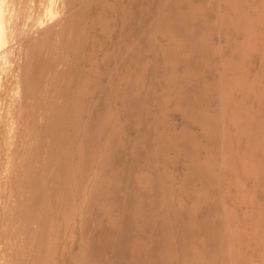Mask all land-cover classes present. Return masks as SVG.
Returning a JSON list of instances; mask_svg holds the SVG:
<instances>
[{
    "label": "bare ground",
    "instance_id": "6f19581e",
    "mask_svg": "<svg viewBox=\"0 0 264 264\" xmlns=\"http://www.w3.org/2000/svg\"><path fill=\"white\" fill-rule=\"evenodd\" d=\"M0 90L18 264H264V0H0Z\"/></svg>",
    "mask_w": 264,
    "mask_h": 264
},
{
    "label": "rangeland",
    "instance_id": "374dc122",
    "mask_svg": "<svg viewBox=\"0 0 264 264\" xmlns=\"http://www.w3.org/2000/svg\"><path fill=\"white\" fill-rule=\"evenodd\" d=\"M0 91H1V90H0ZM2 97H3V96L0 97V98H1V99H0V105H2V102L4 101ZM15 101H16V97H15V93H13V94H11V96L9 97V99L6 101V103H4V104L1 106V108H2L3 110H6V112H9V114L12 116V115L14 114V112H15V110L13 109V106H14ZM46 118H47V117H46ZM46 118H44V119H46ZM47 120H48V119H47ZM47 120H46V121H47ZM168 125L174 126V128H175L177 131H180V130L182 129L183 125H184V121L182 120V118H181L179 115H177V114H171V115H170V118H169ZM14 129H15V127H14V125H13V126L10 128V134H9V140L12 141L13 143H14V136H13ZM46 139H48V138L45 137L44 140H46ZM203 140H204V138H203L202 136H199V137H198V140H197V143H199L200 146H202V144H203ZM34 143H36V144L38 143V146H37L36 144H34ZM34 143H33V144H34V147H31V146H33V144L30 145L29 147H27V148L29 149V151H28L27 148H25V152L28 151V152H27L28 154H26L25 152H23V153H25V154H24L25 156H26V155H27V156L29 155L28 160L30 159V160L32 161V159H31L30 156H32V155L36 152V154H34V155L32 156V158L35 156L34 158H35L36 160H34V158H33V161H35V163L33 162V163H34V164L32 163L33 165L30 164V167H32V170L34 169V171H33L34 174H36L35 172H37L36 175H37V177H38V174H39L40 172H42V173H40L39 175H41V174L43 175V174H44V171H45L44 166H45V164H46V162H44V161H46V159H44V158H46V157H44L43 160H42L43 165L41 166L42 163L39 162L40 165L37 163V164H38V167H37L36 162H38V161L40 160V159H39L40 157H37V155H38V156L41 155V158H42L43 156H47V151H48L47 148H48V146L45 147V146H43V145H40V144H41L40 141H39V142L36 141V142H34ZM39 143H40V144H39ZM35 145H36V146H35ZM0 147H1V148H0V153H1V155H0V159H1V160H0V169L2 170V168H4L5 165H6V163H5V159H4V157H3L4 154H5V150H4L5 148H4L3 146H0ZM2 147H3V148H2ZM25 147H26V146H25ZM1 149H3L4 151L2 150V152H1ZM17 149H19V147H17ZM20 149H22V148L20 147ZM46 150H47V151H46ZM31 151H33V152H31ZM34 151H35V152H34ZM3 152H4V153H3ZM29 152H30V154H29ZM23 153L20 154V155H18V156H19V157H20V156L23 157V156H24ZM32 153H33V154H32ZM31 154H32V155H31ZM10 155H11V154H10ZM25 156H24V158H25ZM21 157H20V158H21ZM2 158H3V159H2ZM16 160H18V158H17ZM19 160H20V159H19ZM19 160H18V161H19ZM22 160H23V158H22ZM22 160H21V161H22ZM28 160H27V161H28ZM30 160H29V161H30ZM29 161H28V162H29ZM31 161H30V162H31ZM30 162H29V163H30ZM35 164H36V165H35ZM39 166H41V167L39 168ZM35 168H36V169H35ZM37 168L42 169V170L39 171V169H37ZM180 168H181V167H180ZM180 168L178 169V167H176L175 169H177V171H180ZM43 169H44V170H43ZM38 171H39V173H38ZM39 178H40V177H39ZM20 182H22V183H19V182L15 183V185L17 184V185H16L17 189H16L15 185L12 186L13 189L10 188V187H11V184L9 185V183H8V184L5 185V186H6L5 189H7V190H6V195L4 196V195L2 194V195H1L2 197H0V198H1V202H0V205H1V206H0V211L2 212V214H3V213L6 214L7 211H10V214H12L11 212L14 211V213H15L16 215H14V213H13V215H14V216H18L17 219H16L14 216H12L13 218H12V217H10V218H11L12 220H13L14 218H15L14 220H18V218H19V219H21V220H20L21 222L19 221V223H17V224H19V225H17L16 222H18V221H16V222H15V221H13V222L10 221L9 224H8L9 226L6 225V224H7L6 221H8V220L10 219V218L7 217V216H11V215L7 212L9 215H7V214H6L7 216H6L5 214L3 215L4 218H5V216H6V218H5L6 221H5V219L3 220L2 227H0V234H1V232L4 231V228H5L6 226H8V227H6L5 229H8V228L10 227V225H11L10 223H13L12 226H15V225H16V227L18 226V227H17L18 229L21 228V230H22V231H21V235L23 234V237L25 238V237L28 235L27 232L25 231L26 228H24V227H26V225L23 226V225H20V224H24V222H25V220H26V219H25L26 216H27V214L25 213L26 211L23 209L24 212H22V208L20 209V207H18V208L16 209V212H15V210H13L12 207H13V205H15L14 203H16V200H17V203L20 202V201H21V203H22V202L24 201V198H25V199L27 198V196H28V195H27V194H28L27 192H29V194H30V192H31V190H30L31 187H30V186L28 187V184H27V183H26L27 185L25 184V181H24L23 178H22V180H20ZM23 183L25 184V186L27 187L28 190H27L26 188H23V187H25ZM18 184H19V185L21 184L23 187H21V185L19 186ZM8 188H9V189H8ZM14 188L16 189V191L19 189V190H18L19 192L17 191L18 194H17V192L15 191ZM10 189H11V190H10ZM23 189H24V191H23ZM9 190L12 191V192L15 191V192H14L15 194L11 192V193H12V196H10V198H9V195H11V193H10ZM29 190H30V191H29ZM22 191H23V192H22ZM20 192H22V193L25 194V195H23V194L21 195ZM3 193H5V192H3ZM9 193H10V194H9ZM13 194H14V195H13ZM15 195L19 196L18 199H17V196H15ZM13 196H14V198H13ZM20 196H22L23 199H19ZM11 197H12V199H11ZM29 197H30V196H28L27 200L29 199ZM261 197H262V196H261ZM2 198H3V202H2ZM4 198H6V199H5V202H6V203L4 202ZM8 198H9V200L11 199V200H10L11 202H10L9 200H7ZM13 199H15V200H13ZM7 201H9V203H8ZM13 201H14V203H13ZM10 203H12V204H10ZM17 203H16V205H18ZM42 203H44V204H42ZM42 203L38 204V206L40 207V209L46 205L44 201H43ZM46 203H48V201H47ZM6 204H7V205L10 204V205L7 206ZM2 205H3V206H2ZM4 205H6V206H5V210H7V211L4 210ZM16 205H15V206H16ZM9 206H10V209H9V208L7 209V207H9ZM15 206H14V207H15ZM41 206H42V207H41ZM2 207H3V208H2ZM14 207H13V208H14ZM39 207H38V208H39ZM18 209H19L20 212H22V213H18V212H19ZM11 210H12V211H11ZM240 212L242 213V212H243V209L240 210ZM24 213H25L26 215H25ZM17 214H18V215H17ZM20 214H21V215H20ZM24 215H25V216H24ZM20 216H21V217H20ZM22 217H25V218H24L25 220H24ZM7 218H8V220H7ZM11 219H10V220H11ZM26 221H27V220H26ZM32 221H33V220H32ZM34 221H35V220H34ZM34 221L32 222V223H34V224H32V223L30 222V225H32V226H31L32 229H33L34 227H35V229H36V227L38 226V223H35ZM14 222H15V223H14ZM36 222H37V221H36ZM79 222H80V216L77 218V220H76V222H75V230H76V231L78 230ZM4 223H6V224H5V227H4ZM25 223H26V222H25ZM14 224H15V225H14ZM36 224H37V225H36ZM33 225H34V226H33ZM20 226H22V227H20ZM16 227H15V230H14V228H12V227L9 228V229L12 228V229L14 230V232L12 231V229H11V230H8V231H10V233H11V231H12L13 234L16 232V235L14 234V235H15V240H16V238H19V239L21 238L22 240H21V239L18 240L17 243H20V242L22 241L20 245H21V246H24L23 244H25L26 241H25V239H23V237H21V235H20V237L18 236L19 232H17L18 229H16ZM73 228H74V227H73ZM23 229H24V230H23ZM16 230H17V231H16ZM19 230H20V229H19ZM23 231H25V232H23ZM65 231H66V235L63 233V234H64V238L62 239V244H61L62 247H61V250L63 251V249H64V250L66 249V251H64V253L66 254V259H67V262H68V261H70V259H69V258L71 257L70 255H72V254H74V253H77V252L80 250L79 248H80V246H81V242H80L79 240H74L73 235H72L73 233L71 232V231H72V227H71V228H68V231H67V230H65ZM65 231H64V232H65ZM12 233H11V235H12ZM17 233H18V234H17ZM6 235H7V234H6ZM8 235H9V236H8ZM8 235H7V237H8L7 239H8V241H7V243H6V244L8 245V247L5 246L6 244H5L4 241H3V240L6 239V238L4 239V237H6L5 234H2L1 237H0V242H1V243H0V264H7V262H8V264H10V261H11V260H12L11 263L13 262L12 264H14L15 259H13V258L18 257V256H20V255H21L22 257L20 256V258H19L20 260H19V261H16L15 264H18L20 261H23V260H28L27 257H30V255H27V253H25L26 256H24V257H26V258L24 259V258H23V254H24V252H23V254H22L21 250H18V248L20 247L19 244L17 245V246H18L17 249H16V248H15L16 250L14 249V245L16 246V242H14V235L11 236L9 233H8ZM24 235H26V236H24ZM70 235H71V236H70ZM10 236H11V237H10ZM16 236H18V237H16ZM65 236H67V237L65 238ZM69 236H70V237H69ZM9 237H10L11 239H10ZM68 238H70L69 242H68ZM72 238H73V239H72ZM9 240H11V242H12V240H13V242H14V244H13V242H12V247H11V245H9V244L11 243V242H9ZM65 240H66V241H65ZM5 241H6V240H5ZM16 241H17V240H16ZM23 241H24V243H23ZM71 241H72V242H71ZM2 242H3V244H2ZM8 242H9V243H8ZM64 244H65V245H64ZM63 247H64V248H63ZM8 248H9V249H8ZM10 248H12L13 251H11ZM20 248H21V247H20ZM69 249H70V250H69ZM14 250H15V251H14ZM77 250H78V251H77ZM17 251H18L20 254H19V253H16ZM12 252H14V253H12ZM15 254H16V255H15ZM18 254H19V255H18ZM17 255H18V256H17ZM255 256L257 257L256 253H255ZM12 257H13V258H12ZM30 258H31V259H30ZM30 258H29L30 260H28L29 262L32 260V257H30ZM2 260H3V261H2ZM16 260H18V259L16 258Z\"/></svg>",
    "mask_w": 264,
    "mask_h": 264
}]
</instances>
